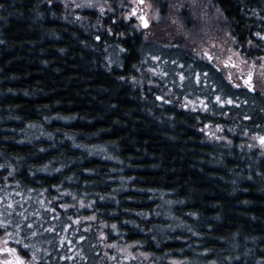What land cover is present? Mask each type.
<instances>
[{"label":"trees","instance_id":"16d2710c","mask_svg":"<svg viewBox=\"0 0 264 264\" xmlns=\"http://www.w3.org/2000/svg\"><path fill=\"white\" fill-rule=\"evenodd\" d=\"M64 1L0 0V221H11L0 235L25 260L35 251L34 264H264V154L242 145L264 134V94L236 88L187 40L145 38L107 18L113 32L100 42ZM211 1L244 56L264 55V0ZM105 40L126 49L112 66ZM159 54L168 74L184 63V87L172 75L157 87L131 82ZM163 89L207 97L210 109L160 102ZM210 121L236 126L230 143L206 138ZM101 229L142 255L107 257Z\"/></svg>","mask_w":264,"mask_h":264},{"label":"rangeland","instance_id":"374dc122","mask_svg":"<svg viewBox=\"0 0 264 264\" xmlns=\"http://www.w3.org/2000/svg\"><path fill=\"white\" fill-rule=\"evenodd\" d=\"M85 0H65L64 4H66V15L67 18L73 20L76 22H80L84 29L86 31L93 33L94 36H103V33L106 32L108 35H112V27L110 24L107 23L109 16H112V13L107 14H101L98 9L95 8H80L76 7L75 5H79L84 3ZM102 2V0H101ZM113 8L116 9L115 16L110 20L112 22H117L115 17L119 16L121 12H124L125 15L129 11L132 10L134 7L133 0H124V4L127 5V7H124L118 3V0H111ZM149 3L153 5V7L149 8L146 5H139L141 8V12L136 13V18L129 21L126 19H122L128 24H131V27L144 31L149 37L153 39H160L167 38L169 40V43H179L184 42V40H187L188 42H191L193 45V52L198 55L199 57L204 58V51H211L217 56H219V61H224L226 59L227 55H230L231 52H237L239 55L234 56L233 59L236 61V63L239 65V68L234 67L229 64H221V67H216V62L208 61L210 62L214 67L219 69L222 74L225 75L226 79L228 77V74L231 73L233 75V79L236 80L238 84L241 85V87L248 88L247 85L244 84L243 80L240 79L241 76L247 77V73L249 69H252L253 71V79L252 83L255 87V91L259 92L261 94H264V69L260 67L261 64H264V55H261L257 58H246L242 51H240V48L238 47L237 40H233V35L229 36L228 33L231 32L229 29V26L226 24L224 19L222 18V15L220 13L219 8H217L214 3L211 0H148ZM136 4H139V0H135ZM90 10L91 12H95L94 14L98 15L97 18H93V14H89L91 16H88V14H84V10ZM219 10V11H218ZM185 12L186 13L184 16ZM143 13H146L148 18L151 20V24L149 28H136L135 25L139 22V16ZM155 14H158L160 16V19H155ZM93 18V20L91 19ZM190 17V18H189ZM188 18V19H187ZM187 19V20H186ZM192 21V22H191ZM198 23L197 27L186 26L185 22L188 24ZM194 23V24H195ZM111 27V31H108L107 29ZM191 29L193 32H191ZM232 34V32H231ZM102 40V39H101ZM101 40H98L101 42ZM189 44V43H188ZM106 51H108V57H109V65L112 66L114 62L116 61L117 53L121 51V47L118 45L110 44L108 40L103 41L102 45ZM180 43V47H181ZM185 48V45L184 47ZM159 57L161 59L159 61L152 59V67L147 70H141L138 76H132L129 77L131 82H133L135 85L144 86V83L146 82V79L148 83H150L152 86H160L159 78L160 75L154 74L150 69L156 68L157 71L162 69L161 64H166V61L164 58L165 55L159 54ZM156 57V56H155ZM243 57L244 61L246 63L241 64L240 58ZM206 60V59H205ZM253 61L255 64L253 65ZM180 63V62H179ZM177 70L171 71L166 77L171 75L173 77H176L178 81H182L181 84H183V81L187 79L185 77V70L184 63L176 64ZM186 66V65H185ZM166 73L164 68L162 69ZM184 74L185 79H180V73ZM135 77V79H133ZM174 89H163L161 91V94L155 93V97L158 99V97L163 96L164 99L160 100V102H174L176 98L175 94L173 93ZM203 99L198 98H188L183 97L182 100L178 99L180 105L187 103L189 105V109H197L201 108L203 109L198 101ZM192 101H197L196 105L193 106ZM221 128H216L214 123H207L203 127V130L205 132V136L208 140L214 141V142H229L231 141V133L235 134L236 129L235 125H226L221 124ZM212 133H215V135H212ZM245 138L249 140L248 143L245 141L248 148H254L257 147L259 150H261V153L264 154V144L261 143L259 136H264V134L260 133H254V134H244ZM96 220V219H95ZM95 222V221H94ZM94 222H92L94 224ZM101 231L105 232L104 229H101ZM100 235V234H99ZM102 237V243L105 247V252L107 257H111L109 251L111 249H118L120 252L121 249H125L122 253L126 254L127 256H134L136 255H142L141 253L134 251L136 244H129V243H118V242H108L107 236H101ZM15 249L14 246H12L7 238H5L3 235H0V249ZM141 252V251H140ZM20 256L18 251L11 252V251H3L0 250V264H16L17 262V256ZM21 257V256H20ZM26 262L29 260H25Z\"/></svg>","mask_w":264,"mask_h":264},{"label":"snow or ice","instance_id":"6c2138e0","mask_svg":"<svg viewBox=\"0 0 264 264\" xmlns=\"http://www.w3.org/2000/svg\"><path fill=\"white\" fill-rule=\"evenodd\" d=\"M50 2H51V0H50ZM118 3H119L120 5H122V6H124V7H127V5L124 4V0H118ZM133 4H134V7L132 8L131 11H129V12L127 13V15H125L124 12H121V13L119 14V16H116L115 18H116L117 20L126 19V20L131 21V20H133V19L136 18V13H137V12H141V8L139 7V5H146V6L149 7V8L153 7V5H152L151 3L148 2V0H139V4H136V3H135V0H133ZM75 6H76V7H80V8H95V9H98L99 12H100L101 14H107V13L110 12V13L113 14L112 16H109V19H110V20L113 18V16H115V13H116V9L113 8L111 0H102V2H101V0H85L84 3L79 4V5H75ZM218 11H219V10H218ZM155 19L159 20V19H160V16H159L158 14H155ZM150 24H151V20L148 18V16H147L146 13H143V14H141V15L139 16V22L135 25V27H136V28H141V27H142V28L147 29V28H149ZM107 30H108V31H111V27H109ZM117 34H118V35H124V33H117ZM228 35L231 36V35H232L231 32H229ZM255 36H256V37H260V38H261V43H264V31H257V32L255 33ZM145 38H147V34H145ZM96 39H97V40H101L102 37L97 36ZM232 39L235 40V37H232ZM247 43H248L249 45H255L256 42H255L254 40H252V39H249V40L247 41ZM121 50H122V51H125L126 49L121 48ZM203 51H204V58H205L206 60H208V61L216 62V67H221V64L223 63V64H229V65H232V66H234V67L239 68V65H238V64L236 63V61L233 59L234 56L239 55L237 52H234V51L231 52V54H230V55H227V56H226V59H225L224 61L221 62V61H219V56H217V55L214 54L213 52H211V51H207V50H203ZM149 55H150V54H149ZM152 59L159 61V60L161 59V57L156 56V57H152ZM173 63H175V62H173ZM240 63H241V64L246 63V62L244 61L243 57L240 58ZM254 64H255V62L253 61V65H254ZM260 67H261L262 69H264V64H261ZM150 70H151L154 74H157V75H162V76H167V75H168V73L163 72L162 69L159 70V72L157 71L156 68H152V69H150ZM253 74H254V73H253L252 69H249V71H248V73H247V77L245 78L244 76H241L240 79L243 80L244 84L247 85L248 88H250V89H252L253 91H255L256 89H255V87H254V85H253V83H252ZM200 75H204V74H200ZM133 79H135V77H133ZM180 79H181V80H184V79H185L184 74H183L182 72L180 73ZM198 79H199V76H198ZM227 79H228V80L232 83V85H234L236 88L241 87V85L238 84V83L236 82V80L233 79V75H232L231 73L228 74ZM207 82H208L207 80H204V83H207ZM180 87H184V85L181 84ZM214 98H215V100H216L219 104H221V105L229 104V105H233V106H235V104L237 103L232 97L222 98L220 95H215ZM158 99L163 100L164 97H163V96H160V97H158ZM206 100H207V97H205L203 100L198 101V103H199V105H200L205 111H208V110L210 109V105L206 102ZM169 103H171V101H169ZM196 103H197V101H192L193 106H195ZM182 106L185 107V108L189 107V105H188L187 103L183 104ZM222 114H223V115H228L227 112H224V113H222ZM210 123H211V121H210ZM215 127H216V128H221L222 126L219 125V124H217V125H215ZM212 135H215V133H212ZM259 139H260L261 143L264 144V136H259ZM2 167H4V165L0 164V168H2ZM45 170H47V169H45ZM54 170L57 171V172L60 171V169H54ZM86 171H94V170H93V169H88V170H86ZM57 187H58V186H57ZM65 191L67 192L68 190H65ZM2 199H3V197H0V200H2ZM57 199H59V197H57ZM99 199H105V197L101 196V197H99ZM79 204H80L81 207H84V206H85L83 200H80V201H79ZM93 206H94V202L89 201V203L87 204V207H90V208H91V207H93ZM61 207H62V208H69V207H71V206L68 205V204H64V205H62ZM21 219H22V221H27V220H28L27 217H22ZM53 219H55V217H53ZM80 219H81V218H77V219H76V222L79 223V222H80ZM82 219H84V220H95V219H97V217H96L95 215H93V216L83 217ZM9 223H11L10 220L0 221V224H2L5 228L8 226ZM104 223H106V222H104ZM16 227L19 228V227H20V224H17ZM27 227H28L29 233H30L31 235L35 236V235H36V232L32 231V227H33V225H27ZM68 227H72V225H68ZM111 228H112V230L119 231V229L117 228V226H116L115 224L111 225ZM43 230H44L45 232H47V231H49V230H51V231H55V228L50 226L49 228H45V229H43ZM6 234H7V233H6ZM100 235L106 237V236H107V233L101 231V232H100ZM10 238H15V237H10ZM64 239H67V238L65 237ZM80 239L83 240L84 237L81 236ZM134 243H139V242H134ZM24 247H25V248H29L30 246L27 245V244H25ZM0 250H3V251H11V252H16V251H17L16 249H11V248L0 249ZM121 251L123 252V251H125V249H121ZM31 256H32V260L26 262L25 259H24L23 257H20V256L18 255V256H17V262H16V264H34V261H35L36 259H41L40 257H37V256H36V252H35V251H32V252H31ZM125 258H126V259H131V256L129 255V256L125 257ZM63 259H68V257H63Z\"/></svg>","mask_w":264,"mask_h":264}]
</instances>
